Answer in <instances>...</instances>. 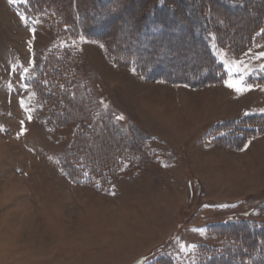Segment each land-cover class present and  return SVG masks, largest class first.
<instances>
[{
  "label": "rangeland",
  "instance_id": "rangeland-1",
  "mask_svg": "<svg viewBox=\"0 0 264 264\" xmlns=\"http://www.w3.org/2000/svg\"><path fill=\"white\" fill-rule=\"evenodd\" d=\"M135 2L118 11L127 16L121 39ZM15 3L0 0V264H146L162 255L198 264L200 247L229 243L213 223L264 222V128L255 131L264 124V58H257L264 36L240 54L214 40L209 49L225 76L192 87L118 67L102 41L65 37ZM243 15L227 11L236 24ZM169 19L170 37H160L154 58L161 70L196 68L200 40ZM50 53L67 55L61 75L68 97L74 89L86 95L91 118L108 124L119 143L107 187L87 170L83 181L72 179L61 166L84 132L77 122L57 125L66 120L51 117L52 103L37 94ZM225 81L252 87L237 94ZM143 149L152 153L141 162Z\"/></svg>",
  "mask_w": 264,
  "mask_h": 264
},
{
  "label": "trees",
  "instance_id": "trees-1",
  "mask_svg": "<svg viewBox=\"0 0 264 264\" xmlns=\"http://www.w3.org/2000/svg\"><path fill=\"white\" fill-rule=\"evenodd\" d=\"M133 2L137 9L129 14L131 22H127L125 39H121L117 29L120 23L126 22L127 16L118 11H123ZM14 7L28 18H48L50 26L65 37H89L102 41L109 57L118 67L133 65L148 80L163 78L192 87L218 82L225 76L222 65L209 49V44L214 40L219 46L240 54L264 36V0H152L149 3L144 0H16ZM228 9L243 11L244 24H236L233 18L227 17ZM170 15L183 22L186 36L200 40L202 52L197 57L196 68L185 64L176 68L175 64L161 70L163 62L154 58L158 53L160 37L165 36V41L170 37L166 29L171 22ZM178 31L180 29L175 28V32ZM66 56L50 53L46 57L44 72L49 73L43 78L45 85L37 83V94L42 100L52 103L51 117L66 120L57 125L77 122L78 129L84 132L74 136L71 151L61 159L66 174L80 181L87 177V170L90 176H97L104 187L114 175L111 170L117 164L118 142L108 132V124L105 127L104 121L91 118L92 107L86 95L82 98L74 89L73 99L68 97L62 86L61 75ZM258 119H264V114L259 115ZM234 122H225L221 126L231 127ZM258 125L255 127L256 132L264 128L261 126L264 124ZM110 126L114 127L112 131L117 127L112 123ZM151 153L149 149H143L139 153L143 155L139 161L144 162ZM260 210H264L263 204ZM210 228L217 236L229 240V243L222 250L200 247L202 254L198 264H264V222L227 221L213 223ZM142 260H137L135 264H145ZM174 263L170 256L162 255L146 264Z\"/></svg>",
  "mask_w": 264,
  "mask_h": 264
},
{
  "label": "snow or ice",
  "instance_id": "snow-or-ice-1",
  "mask_svg": "<svg viewBox=\"0 0 264 264\" xmlns=\"http://www.w3.org/2000/svg\"><path fill=\"white\" fill-rule=\"evenodd\" d=\"M21 19H24V17H21ZM257 58L258 59L264 58V51L260 52L259 53V56ZM262 70H264V69H262ZM225 84L227 85L228 88L233 89L237 94H242L245 90H251V87H252L251 85H246V86H243L242 87L240 85V83H238V82L225 81ZM261 111H264V109H262ZM118 119H124V117L123 116H120V117H118ZM29 120H31V116H29ZM21 124H23V121H21ZM23 131H24V129H22V132ZM249 143H251V141H249ZM246 148H247V144L241 150L243 151Z\"/></svg>",
  "mask_w": 264,
  "mask_h": 264
}]
</instances>
